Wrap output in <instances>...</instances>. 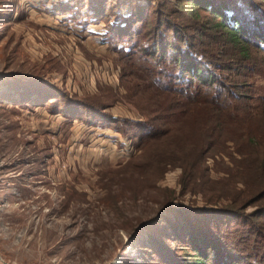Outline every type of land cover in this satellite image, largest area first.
Listing matches in <instances>:
<instances>
[{"label":"rangeland","instance_id":"1","mask_svg":"<svg viewBox=\"0 0 264 264\" xmlns=\"http://www.w3.org/2000/svg\"><path fill=\"white\" fill-rule=\"evenodd\" d=\"M63 1L0 0V264H163L134 245L135 225L168 201L210 207L207 200L263 187L256 168L264 159V51L251 49L242 65L230 62L229 50L213 51L216 64L228 67L218 76L235 93L230 135H245L226 139L222 153L205 158L201 178L183 187L177 166L160 176L133 170L156 144L146 151L138 138L66 120L48 102L23 103L10 88V77L40 78L76 97H99L116 119H144L151 65L125 55L129 42L109 39L103 21L77 23L51 9ZM7 91L13 100L1 95Z\"/></svg>","mask_w":264,"mask_h":264},{"label":"trees","instance_id":"2","mask_svg":"<svg viewBox=\"0 0 264 264\" xmlns=\"http://www.w3.org/2000/svg\"><path fill=\"white\" fill-rule=\"evenodd\" d=\"M173 1L179 6L137 0H64L51 5L77 23L103 21L109 39L129 42L125 55L136 54L151 65L146 67L152 84L144 86L148 98L140 106L143 120L116 119L104 111L110 103L99 97H76L40 78L9 79L23 103L37 97L66 120L111 127L138 138L146 151L156 144L143 162L132 164L133 170L160 176L177 166L184 187L201 178L205 158L222 153L226 139L245 135L243 130L230 135L236 123L231 100L235 93L217 74L228 67L216 64L212 55L214 50H229L230 62L242 65L251 49L264 51V0ZM1 95L14 99L8 91ZM234 149L247 159L240 146ZM258 168L264 171V159ZM218 202L224 204L213 205ZM207 203L210 207L168 201L156 216L135 225L129 238H138L134 245L163 264H264V182L257 193L241 190L229 200ZM246 205L255 208L244 213Z\"/></svg>","mask_w":264,"mask_h":264}]
</instances>
